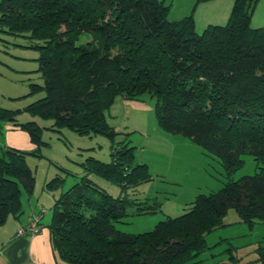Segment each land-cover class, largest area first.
<instances>
[{"label": "trees", "instance_id": "16d2710c", "mask_svg": "<svg viewBox=\"0 0 264 264\" xmlns=\"http://www.w3.org/2000/svg\"><path fill=\"white\" fill-rule=\"evenodd\" d=\"M258 1L233 0L226 24L198 34L191 15L169 20L163 0H2L0 29L32 41L43 84H30V94L44 96L22 110L0 107V128L12 122L36 146L29 152L0 146V226L23 213L21 188L30 194L34 184L26 156H39L45 144L43 128L18 123V113L113 140L118 132L106 112L118 97L144 94L155 99L162 130L198 144L228 179L216 191L197 194L181 215L130 234L115 228L126 208H155L135 197V188L150 180L147 165L134 161L135 147L125 142L113 148L108 163L88 157L79 180L52 206L47 228L57 264H198L211 248L207 236L225 226L230 208L248 227L264 223V28L250 25ZM83 35L89 38L80 42ZM245 153L256 171L233 180ZM68 174L56 175L46 188H61ZM90 175L115 183L119 195ZM256 250L264 264V241Z\"/></svg>", "mask_w": 264, "mask_h": 264}, {"label": "rangeland", "instance_id": "374dc122", "mask_svg": "<svg viewBox=\"0 0 264 264\" xmlns=\"http://www.w3.org/2000/svg\"><path fill=\"white\" fill-rule=\"evenodd\" d=\"M163 1L169 6V20L191 15L198 34L202 33L210 22L211 25L226 24L233 5V0H226L222 5L211 0ZM207 1L209 3H206ZM208 5L212 7L207 8ZM218 6L224 13L218 10ZM260 12L264 14V0H259L253 11L257 16ZM220 14L222 17H218ZM257 16L254 19L251 16V27L255 28L257 23L264 28V16L261 21H257ZM88 38V35H83L80 42ZM31 45L32 41L26 35H13L0 29L2 108L22 110L44 96L43 91L30 94V84H43L41 73L38 71L39 53ZM106 117L109 125L118 132L113 140L100 134L81 135L70 128L58 129L53 126L52 119H43L28 112L16 115L18 123L32 121L43 128L41 140L45 144L40 146L39 156H26V164L34 177L32 192L27 194L21 188V198H30L39 211H47L41 218L43 226L50 223L54 200L83 174L80 163L88 157L105 163L110 162L113 148L118 147V143L125 142L135 147L134 161L147 165L150 180L135 188V197L147 201L148 206L155 207L152 212L138 213L137 206H128L127 216L122 222L115 224V228L121 232L137 234L151 231L166 217L184 213L197 194L216 191L228 179L220 163L207 155L198 144L185 136L162 130L155 114V99L148 94L137 100L116 98L106 112ZM7 123L13 124L7 121L1 123L0 146L4 145V128ZM241 159L244 161L243 165L231 175L233 180L252 175L256 171V162L250 154H242ZM65 171L69 174L63 186L48 190L46 183L56 175L65 174ZM90 178L112 196L119 195V187L115 183L96 175H90ZM238 220L236 211L230 208L223 219L228 225L207 236V245L211 248L198 257L202 260L198 264H260L256 260L254 249L256 243L264 239V223L248 228L245 224L238 223ZM230 255L235 258H229Z\"/></svg>", "mask_w": 264, "mask_h": 264}, {"label": "crops", "instance_id": "0c3cea01", "mask_svg": "<svg viewBox=\"0 0 264 264\" xmlns=\"http://www.w3.org/2000/svg\"><path fill=\"white\" fill-rule=\"evenodd\" d=\"M211 1L214 3L217 1L221 3V5L222 3L226 2V0ZM206 3L209 2L207 1ZM211 7L212 5L207 6V8ZM218 10H221L224 13V11L219 6ZM255 16H257V13H253L252 18L254 19ZM262 16H264V14L260 12L257 16V21H261ZM218 17H222V14H220ZM208 25H211V22ZM255 28H261V26H258L256 23ZM4 129L6 131L3 139L5 146L23 151L35 150L36 146L32 143L28 133L25 130L11 123H7ZM22 206L23 213L19 218L9 216L6 223L0 226V264H57V258L53 253L50 244L49 230L46 225L43 226L41 221L40 223L42 227L38 233L32 236L17 234L18 229L27 224L29 216L32 213L39 212L38 208H36L37 205H35L30 198H22ZM238 223L241 222L238 220ZM254 226L248 228H253ZM262 241H264V239ZM259 242L261 241L256 243L254 252L256 253V260L261 264L259 254L256 250Z\"/></svg>", "mask_w": 264, "mask_h": 264}, {"label": "built area", "instance_id": "2783aa9c", "mask_svg": "<svg viewBox=\"0 0 264 264\" xmlns=\"http://www.w3.org/2000/svg\"><path fill=\"white\" fill-rule=\"evenodd\" d=\"M46 213V210L42 209L41 211L37 213H32L29 218L27 224L22 226L20 229H18L17 234L18 235H27L32 236L36 233H38L41 230V218Z\"/></svg>", "mask_w": 264, "mask_h": 264}]
</instances>
